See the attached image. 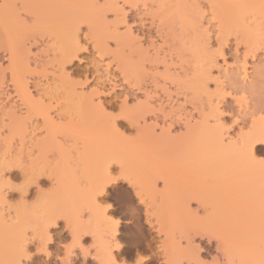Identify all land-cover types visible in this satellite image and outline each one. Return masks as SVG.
Wrapping results in <instances>:
<instances>
[{"label": "rangeland", "instance_id": "rangeland-1", "mask_svg": "<svg viewBox=\"0 0 264 264\" xmlns=\"http://www.w3.org/2000/svg\"><path fill=\"white\" fill-rule=\"evenodd\" d=\"M96 2L0 0V260L6 241L18 243L13 235L39 236L63 216L48 229L50 254L40 264H101L99 234L119 243L113 255L124 264L141 256L169 264L183 253L162 235L181 234L186 218L211 205L235 215L236 254L259 261L260 174L236 156L235 142L264 128V0H103L99 10ZM80 34L94 43L75 61ZM125 97L135 118L117 125L123 136L110 134L100 108L118 110ZM107 161L122 164L150 201L133 204L137 188L120 181L101 197L117 202L106 213L114 225L95 212L82 218L81 179ZM17 163L51 187L34 204L4 194V168L15 182ZM76 234L81 244L71 246ZM198 244L215 255L211 237Z\"/></svg>", "mask_w": 264, "mask_h": 264}, {"label": "snow or ice", "instance_id": "snow-or-ice-1", "mask_svg": "<svg viewBox=\"0 0 264 264\" xmlns=\"http://www.w3.org/2000/svg\"><path fill=\"white\" fill-rule=\"evenodd\" d=\"M74 6V5H65ZM96 9H103L105 7L103 0H97L95 5ZM31 20V18H29ZM84 31H89L88 26H84ZM80 43L76 49L72 59L75 61L81 60V55H89V50L94 41H90L89 37H85L80 34ZM88 47H85V45ZM99 48H97L96 54H99ZM119 75V73H117ZM126 83V82H125ZM107 94V90H105ZM126 103L120 105L118 110L108 112L101 106L100 110L104 113L105 123L107 125V131L110 134H116L123 136V133L119 132L117 127L123 121H129L131 123L135 118V113L129 110L133 107L128 97H125ZM94 103H99L95 97H93ZM264 119V117H262ZM233 123H236L233 120ZM255 125L253 124V127ZM134 138V137H133ZM236 146L240 149L243 163L248 167L258 170L261 180V196H260V255L259 261L245 260L240 258L235 251V241L242 238V233L238 230V221L234 214L224 213L218 214L213 211L211 205H201L191 217L186 218L183 221V232L177 236H172L171 232L169 235H162V239H171L174 242V246L183 253V259L172 260L169 264H264V135L260 138L249 139L245 137L241 139L237 137ZM112 163H119L113 161ZM13 169L19 171L21 175L15 177V182L9 179V169L6 165L4 168L5 184L3 187L4 193L13 192L19 196L16 201L18 206H28V203H35L40 200L43 196L47 195L51 191V187L47 190L42 189L40 184L44 181L40 177L30 175L28 171L23 167L22 164L12 165ZM54 179V178H53ZM129 181L135 185L137 191L135 193V199L132 203L135 204L137 200L140 204H150L147 199V193L141 190L139 184L136 183L135 177L130 173L126 172L124 166L121 164L119 167H112L110 171L105 169L101 170L94 178L89 179L87 177L81 179V189L87 198L88 205L82 212V218L88 220L95 212L98 215H105L106 219L114 225L117 223L115 220H111L107 217V209L112 208L113 203H117L113 200L112 203L104 204L101 197L104 193L105 187L110 184L119 181ZM160 187L164 188L165 185L160 183ZM29 191L35 194V200L32 195H28ZM108 191L112 189L108 187ZM119 207V204H117ZM196 208V205H192ZM65 217L57 216L53 217L52 220L45 225L43 234L39 236H28L21 238L18 243L14 246L9 259L0 260V264H40V261L44 255H48L47 249L50 244V237L48 235V229L53 228L55 222L59 220L63 223ZM82 235H86L89 238L94 236L92 232H84ZM201 236L211 237L214 242L215 255H209L204 252L198 241ZM88 241L86 240L85 243ZM107 249V258L101 262V264H124L118 257L113 255V250L119 248L120 245L115 240H104L103 241ZM29 245H34L29 247ZM71 246H79L76 235L72 238ZM69 247V246H65ZM97 247L96 244L92 245L93 250ZM206 257V258H205ZM133 264H151L149 258L141 256L133 261Z\"/></svg>", "mask_w": 264, "mask_h": 264}, {"label": "bare ground", "instance_id": "bare-ground-1", "mask_svg": "<svg viewBox=\"0 0 264 264\" xmlns=\"http://www.w3.org/2000/svg\"><path fill=\"white\" fill-rule=\"evenodd\" d=\"M245 71H246V70H245ZM246 74H248L247 71H246ZM246 76H247V75H246ZM244 77H245V76H244ZM219 82H220V81H219ZM224 82H225V80H224ZM224 82L221 83V85L219 84L218 87L220 88V87L224 84ZM222 87H223V86H222ZM219 91H220V89H219ZM217 98H218V97H217ZM221 99H222V98H221ZM216 101H217V100H216ZM216 101H215V102H216ZM218 101H219V100H218ZM218 104H219V103H218ZM216 107H217V106H216ZM256 120H257V119H256ZM256 120H255V121H256ZM260 120H263V119H260ZM255 121H254V122H255ZM258 121H259V120H258ZM254 122H253V124L255 125ZM262 122H264V120H263ZM256 123H257V121H256ZM253 128H254V130L257 129V128H255V127H253ZM259 129H260V128H258V129L255 130V131H252V130H251V132H253V133H251V135H249V134H250V133H249V134H248L249 136H248L247 138H249V139H252V138H260L261 135H264V128H262V129H260V130H259ZM219 134H220V132H219ZM228 134H229V133H228ZM238 137H239V136H238ZM245 137H246V136H245ZM229 138H230V135H229ZM207 140H210V139L208 138ZM212 141H213V140H212ZM205 142H206V141H205ZM205 142H204V143H205ZM209 142H210V141H209ZM206 143H207V142H206ZM210 143H211V142H210ZM208 144H209V143H208ZM208 144H207V145H208ZM213 145H214V144H213ZM216 145H217V143H216ZM211 146H212V145H211ZM214 146H215V145H214ZM218 146H219V145H218ZM209 147H210V146H209ZM219 148H221V146H219ZM215 149H218V148H215ZM215 149H214V150H215ZM234 151H235V150H234ZM234 151H233V152H234ZM237 152H239V154L241 153L240 150H238ZM230 153H231V152H230ZM234 154H235V153H234ZM239 154H237L236 156L241 158L242 156L239 155ZM238 155H239V156H238ZM111 161H112V160H111ZM240 161L242 162V160H240ZM97 162H98V161H97ZM105 162H106V161H105ZM112 162H113V161H112ZM98 163H99V162H98ZM107 163H108V161H107ZM107 163H106V164H107ZM100 164H101V162H100ZM102 164L105 165L104 162H102ZM110 166H111V162L108 163V165H107V167H108L107 170H108V171H109V169H110ZM67 167H68V166H67ZM126 169H127V168H126ZM73 170H74V169H73ZM126 171L128 172V170H126ZM74 173H75V171H74ZM135 179H136V178H135ZM137 183H138V182H137ZM120 184H121V182L119 181V182H116V183H113V184L108 185L107 187H105V189H104V193H103L102 196H104V195H106V194L108 193V187L113 188L114 186H115V187L120 186ZM138 184H139V183H138ZM253 185H254V184H253ZM255 186H257V185L255 184ZM246 187H247V186H246ZM246 187H245V188H246ZM253 188L256 189L257 187H253ZM113 189H114V188H113ZM257 190H259V189H257ZM249 191H251V190H249ZM253 191H254V189H253ZM255 191H256V190H255ZM69 192H70V191H69ZM1 193H2V192H1ZM244 193H246L245 190H244ZM253 193H254V192H253ZM4 194H5V193H4ZM70 194H71V192H70ZM0 196H1V197H4V196H2V195H0ZM246 196H247V195H246ZM251 196H252V195H251ZM253 198H254V197H253ZM0 199H1V198H0ZM2 200H3V199H2ZM255 200L258 201V202H256V201H255V202L257 203V205H259V204H260V203H259V197L256 198ZM259 206H260V205H259ZM72 212H73V211H72ZM0 214H1V213H0ZM75 214H76V213H75ZM75 214H72V216H75ZM1 216H2V215H1ZM75 217H76V216H75ZM75 217H73V218H75ZM5 218H7V217L5 216ZM10 218H11V217H10ZM2 219H4L3 216H2ZM2 219H0V220H2ZM77 220H78V218H77ZM3 221H5V219H4ZM3 221H2V222H3ZM11 221H13V220H11ZM70 221H71V220H70ZM0 222H1V221H0ZM2 222H1V223H2ZM7 222H8V221H7ZM7 222H6V223H7ZM75 222H76V221H75ZM75 222H74V223H75ZM72 223H73V222H72ZM10 224H11V223H10ZM12 224H13V223H12ZM55 224H57V223H55ZM68 224H69V222H68ZM71 225H72V224H71ZM74 225H75V224H74ZM6 226H7V225H6ZM8 226H9V225H8ZM116 226H117V224H116L115 226H113V228L116 227ZM1 227H2V226H1ZM1 227H0V228H1ZM4 227H5V226H4ZM67 227H68V225H67ZM69 227H71V226H69ZM71 228H72V227H71ZM71 228H70V229H71ZM74 228H75V227H74ZM74 228H73V229H74ZM113 228H112V229H113ZM116 228H117V227H116ZM116 228H114V230H113L111 233L114 232V234H115V233L117 232V229H116ZM6 229H7V228H6ZM0 230H1V229H0ZM75 230L77 231V229H75ZM75 230H74V231H75ZM1 231H3V227H2V230H1ZM72 232H73V230H72ZM49 234H50V232H49ZM97 235H98V234H97ZM100 235H101V234H99V236H97V237H100V238H99V239H100L99 242L102 241V243H98V242H97V243H98V247H100L99 244L103 246V247H101L102 249H101V248H100V249H101V251L104 250V252H103V253H104V257H103V255H101V256H102V259L105 260V258H107V255H106V254H107V252H106L107 249H105L106 247H105V245H103V244H104V242H103L104 240H101L102 237H103V235H101V236H100ZM108 235H109V234H108ZM110 235H112V234H110ZM13 236H14V237H11V238L14 239L15 244H16V243L18 242V240H20V238H25L27 235H26V236H23V235H22V237H20L17 241H16V239H17V237H19V236H17L16 238H15L16 235H13ZM76 236H77V234H76ZM49 237H50V240H52L50 235H49ZM109 237H110V236H109ZM103 238H104V237H103ZM111 238H112V237H111ZM13 239H12V240H13ZM94 239L97 240L98 238H94ZM3 240H4V239H3ZM107 240H108V239H107ZM0 242H3V241L1 240ZM6 242H7V243H6ZM6 242H4V243H6L5 246H6V250H7V251H6V250H5V251H6V253H7V252L9 253L8 249H10V248L12 247L11 249L13 250V248H14V244L7 245L8 243L10 244V242H8V241H6ZM4 243H2V244L4 245ZM79 244H81V243H79ZM7 246H8V247H7ZM10 246H11V247H10ZM0 247H2L1 243H0ZM9 247H10V248H9ZM2 248H3V247H2ZM3 250H4V248H3ZM12 250H11V251H12ZM5 251H3V252H5ZM97 251H98V250H97ZM99 251H100V250H99ZM1 252H2V251H1ZM6 253H5V256L7 255L6 257H9V258H10L9 254H11V253H9V254H8V253L6 254ZM99 253H100V252H99ZM3 254H4V253H3ZM69 254H70V253H69ZM72 254H73V253H72ZM70 255H71V254H70ZM96 255H97V254H96ZM98 255H99V254H98ZM253 255H254V254H253ZM0 256H1V254H0ZM5 256H4V257H5ZM105 256H106V257H105ZM6 257H5V258H6ZM97 257H98V256H97ZM5 258H4V259H5ZM9 258H7V259H9ZM66 258H67V257H66ZM71 258H72V257H71ZM100 258H101V257L99 256V258H97V259L95 258V259H96V261H98V259L100 260ZM183 258H184V257H182V259H183ZM4 259H3V260H4ZM67 260H69V259H67ZM71 260H72V259H71ZM101 261H102V260H101ZM98 264H99V262H98Z\"/></svg>", "mask_w": 264, "mask_h": 264}]
</instances>
